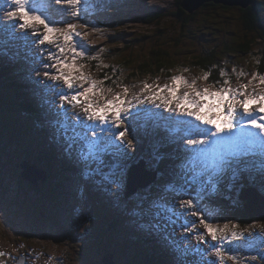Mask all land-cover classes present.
Wrapping results in <instances>:
<instances>
[{"label":"rangeland","instance_id":"obj_1","mask_svg":"<svg viewBox=\"0 0 264 264\" xmlns=\"http://www.w3.org/2000/svg\"><path fill=\"white\" fill-rule=\"evenodd\" d=\"M179 4L178 0H87L79 16L72 14L79 6L66 3L53 4L50 11L55 20L76 24L77 30L84 34L83 39L88 49L85 57L91 58L98 65L94 68L82 64L84 72L92 78L96 79L100 69L107 66L123 71L125 66L138 68L139 80L133 78V84L127 86V106V101L139 103L133 97L139 96L143 100L158 91L155 87L157 84L164 85L156 79L147 78L145 72H140V68H143L141 65L149 62L151 51L158 48L171 55H166L165 60L173 61L170 63L173 73L165 84L171 85L172 76L183 74L189 83L196 81V89L202 91L207 87L210 91L220 90L204 81L206 72L193 70L194 67H190L186 56L192 47L191 52H201L216 47L225 38L240 40L243 31L238 17L243 13L242 8L236 5L199 8L191 21H188L185 38L181 29L183 22L175 16L181 6ZM10 7L6 5L0 12H6ZM155 13H162L164 18L153 24L142 21L144 17ZM215 13L220 17H216ZM252 35L253 32H244L243 38L251 39ZM34 39L36 38L23 36L22 30L14 27L13 21L6 15L0 20V65L6 69L3 90H18L26 101L25 103L20 98L14 100L0 88V252L5 253L0 256V264H17L22 257V264H103L102 256L107 253L113 255L111 261L107 257L110 264H145L148 257L155 264H220L209 245L197 241L195 233L183 232V219L173 217L175 222L172 223L166 218L167 214L154 205L175 204L178 213H191L203 206L208 213H214L216 207L213 202L226 197L231 204L240 206L238 193L246 187L242 186L246 179L255 182L256 186H250L264 194L261 183L264 179V161L257 160L258 163L254 165L252 160L254 156L264 159L260 138L256 137L254 141L246 137L240 138L234 143L221 145V149L217 148L207 155L198 156L191 151L185 153V150L192 147L187 145V141L199 138L189 135V125L182 122L191 118L179 116L163 107L155 108L146 101L142 107L153 108L157 114L162 110V115H154L150 119L141 116L132 121L130 127L126 120L116 130L118 132L129 127V132L121 141L123 147L111 143L108 139L113 134L111 131L103 133L104 138L98 145L99 151L95 156L89 157L87 138H91V133L87 132L86 138V130L75 124L76 115H84L82 108L78 106L73 109L71 105L65 104L70 116L65 126L58 89L53 90L52 81L43 75L50 70L44 65L52 61L40 49L53 50V47L47 44L34 47ZM259 40L261 41L255 42V46H251L249 53H228L232 59L222 56L220 47L216 48V53L221 54L216 60L221 65L220 72L224 71L226 74L223 76L227 79L229 72L237 76L225 87L237 88L252 81L253 68L250 66L259 60L260 51L264 47V39ZM180 41L181 44L176 46L175 43L179 44ZM59 42L63 43L62 38ZM67 55L71 57V53ZM241 71L247 73L244 80L239 78ZM127 76L126 70L122 77ZM145 82L153 87L141 93ZM24 86L26 89L23 90L26 91L38 86L33 99L29 100L22 94L20 89ZM84 86L87 87V83ZM249 86L256 94L264 90L259 78ZM124 87L115 89L106 98L112 99L116 93L124 94ZM183 92H193L194 95V90L188 86L180 89L181 95ZM163 95L170 96V93L165 90ZM93 99L100 104L104 102V98L99 95ZM213 102L211 99L201 101L202 104ZM156 103L161 102L157 100ZM172 106L175 107V103ZM33 109L42 114L38 124L33 122L31 116H26ZM22 110L28 113H22ZM204 111L208 113V109ZM208 115L211 118L212 113ZM47 117L53 118L52 122H48ZM196 123L200 124L199 121ZM208 127L200 124L201 130ZM250 130L256 131H246ZM134 131L139 134L136 138H133ZM43 133L50 137L49 140L58 142L55 141L52 145L46 139L48 136ZM36 135L38 140L35 139ZM236 135L239 136V129L236 130ZM137 138L143 139V146L136 145L141 142ZM59 143L62 144L61 151L57 148ZM163 143H174V148L164 153L167 154L166 157L176 156V161L166 167L169 178L163 177L164 169L160 170L157 179L163 181L155 183L156 188H152L151 183L146 187H138L126 197L124 186L128 164L143 158L146 167L156 169L161 158L159 152L162 153L159 147ZM65 153H69V158L64 157ZM233 153L241 155H232ZM220 157H230L231 164L217 174L213 165ZM25 161L45 169L49 175L46 180L49 182L40 181L37 186H33L24 180L21 165ZM64 161L74 165L64 164ZM246 166L253 168L239 176L237 171ZM258 169L262 170L259 174ZM30 173L38 176L35 170H30ZM135 175L137 178L141 176V172L135 170L131 178L135 179ZM197 197L200 203L196 209L180 206L181 201ZM204 197H209V201L206 202ZM157 212H160L159 216ZM187 218L197 222L200 232L205 231L199 224V217L189 215ZM224 224L218 225L223 228ZM228 224L229 236L232 231L242 233V236L232 241L233 251L225 255V264H264V217L255 216L246 231L238 230L233 222ZM185 236L187 239H184ZM173 242L179 244L181 249L194 248L200 243L204 253H185L178 250ZM163 253L169 255V258L165 260ZM232 255L237 259H231Z\"/></svg>","mask_w":264,"mask_h":264},{"label":"snow or ice","instance_id":"obj_2","mask_svg":"<svg viewBox=\"0 0 264 264\" xmlns=\"http://www.w3.org/2000/svg\"><path fill=\"white\" fill-rule=\"evenodd\" d=\"M61 3L79 6L76 12L72 13L74 16H79L81 11L84 10L87 0H0V9H4L6 5L11 6L10 10L0 12V20L6 15L13 21L14 27L22 30L23 36L35 37L36 39L33 40L34 47L45 44L53 47V50L48 48L40 49V52L46 53L48 59L52 61L44 65L50 70L45 71L43 75L52 81L51 87L53 90L58 89L57 94L61 101V110L65 116V126L70 120L69 109L65 107V104L71 105L73 109L78 106L82 108L84 115H76L75 124L86 130V138L87 132L91 133V138H87L89 157L95 156L99 151L98 145L104 138L103 133L111 131L113 134L108 139L112 144L123 147L124 145L121 141L124 140L129 132L132 121L139 119L141 116H144L145 119H150L154 115H158L153 108L142 107L146 101L154 105L155 108L163 107L179 116L191 118L182 122L189 125V135L199 137L198 139H189L187 141V145L192 146L189 150L198 154V156L201 154L207 155L221 145L231 144L245 137L251 141L259 137L262 151H264V90L259 94H256L255 90H253L251 94H248L249 84L256 81L257 77H259V83L264 85V74L256 72L252 76V81L243 84L241 87L221 86V89L217 91H210L207 87L201 91L195 88V80L189 83L183 74L174 75L171 77V85L157 84L155 87L158 91L143 100L139 99V96L133 97L139 103L133 104L131 101H127V106H125L126 94L129 91L127 86L124 87V94L116 93L114 98L107 99L105 90L101 87L104 81H97L92 78L84 72V65L77 63L79 58L88 55V49L83 39L84 34L77 30L76 24L67 23L62 27L52 17L51 6ZM64 10L68 11L69 9ZM61 38L63 43L59 42ZM67 53H71L70 59ZM225 74L224 71L221 72L222 76ZM239 75L243 76L247 75V73L241 71ZM208 76L209 73H205L203 79L207 80ZM77 81L81 83H77ZM85 83H87V87L84 86ZM225 84H230V80H226ZM184 86L192 88L194 95L193 92H183L181 95L180 89ZM152 87L153 85L145 82V87L141 89V93ZM165 90L170 93V96L163 95ZM107 91L110 92L112 90L108 89ZM96 95L104 98L103 104L93 99ZM205 99H211L214 102L202 104L201 101ZM157 100L161 103L157 104ZM173 103H175V107L172 106ZM253 105H258L259 107L254 108ZM204 109H208V113H212L211 118ZM110 113L111 116L109 115ZM126 120L129 123V127L117 132L116 130ZM197 121L209 127L201 130L200 124L196 123ZM237 129H239V136L236 135ZM247 129H255L256 131H246ZM232 155H241V153H233ZM230 164V157H220L217 161H214V171L219 174L224 167H228ZM173 191L180 190L173 189ZM199 203L200 200L197 197L194 200L181 201L180 206L196 209ZM154 206L166 213V218L172 223L175 222L173 217L183 219V224L181 225L183 232L195 233L197 241L209 245L220 264H225V255L231 254L233 251L231 247L232 241L242 236V233L237 231H232L231 236H229L227 234L229 224L225 223L223 228H220L217 223L213 222V217L203 206L191 213L176 212L175 204L156 203ZM159 215L160 212H157V216ZM189 215L199 217V224L203 226L205 231L200 232L197 228V222L187 218ZM236 228H239L238 224ZM208 237H210V240ZM184 239H187V236ZM173 243L178 250H182L185 253L193 251L204 253L200 243L195 245L194 248L183 249H181L179 244ZM3 255L5 253L0 252V256ZM231 259L235 260L237 257L232 255ZM21 260L23 261L24 258H21Z\"/></svg>","mask_w":264,"mask_h":264},{"label":"trees","instance_id":"obj_3","mask_svg":"<svg viewBox=\"0 0 264 264\" xmlns=\"http://www.w3.org/2000/svg\"><path fill=\"white\" fill-rule=\"evenodd\" d=\"M178 3L181 4V0H178ZM179 4V5H180ZM222 4H215L214 2H206L203 5H201V8H206V7H215V6H220ZM225 8L230 7L227 5H222ZM241 7V6H239ZM196 9L197 11L199 10ZM242 9V15L238 17L239 22H241L240 27L242 29V35L240 40L237 39H231V37L223 39L220 43L217 44L216 47H211V49L204 50L201 52H191L193 47L190 48V52L187 53L186 58L188 59V62L190 63V67H194L193 70L196 71H205L206 73H209L208 79L204 80L207 83L211 84L212 86H216L218 89H221V86L225 87L228 84H225L226 80H234L237 78L235 74H232V72H229L227 69L226 72L229 74V78L227 79L226 76H221L220 72V63H218L216 60L218 57L221 55L220 53H216L218 47H220L219 52L222 53V56L229 57L232 59L233 57H230L228 53L230 54H235L240 52L241 54H246L251 51V46H255L257 43L261 40L259 39H264V0H252L247 7H241ZM193 10L192 12L185 10L182 5L179 6L178 11L175 13V16L179 19L182 20L181 24V29H182V36L186 38V35L188 33V30H186V27L189 25L188 21H191L196 15L197 11ZM216 17H220L216 13L214 14ZM164 17L162 16V13H155L153 15L146 16L142 19V21L146 24H153V22L158 21L159 19H163ZM60 23V26H65L66 23H62L59 20H56ZM248 33V32H253V37L251 39H245L243 38V34ZM210 35L212 34L209 32ZM255 33V35H254ZM183 37V38H184ZM243 38V39H242ZM186 40V39H185ZM193 42H190L192 44ZM197 43V42H196ZM181 41L179 44L177 42L175 43L176 46L180 45ZM192 45H195L192 44ZM259 46V45H258ZM219 49V48H218ZM189 50V49H188ZM187 50V51H188ZM222 50L225 52H222ZM212 51V53H211ZM215 51V53H214ZM255 53V51H254ZM260 58L258 61H254L250 67H252L251 74L253 75L256 72H259L261 74H264V47L260 51ZM171 57V55L168 54L166 50H161L160 48L158 49H153L151 51V57L149 62L146 63V65H141L140 72H145V76L149 79H156L159 83L165 84L166 82H169V76L172 75L173 73V68L171 67V64L173 61L172 60H165V56ZM71 57H69L70 59ZM78 64H84L87 66H92V67H98V65L94 64V60H91V58L88 57H81L77 61ZM144 63V62H143ZM7 67V64H6ZM126 67V66H125ZM124 71H128V76L126 78L122 77V73L124 72L121 69L114 70L113 67L107 66L103 69H100V71L97 73L96 80L104 81L103 85L101 87L104 88L105 90V96L107 97L108 94H112L115 89L121 88V86H131L133 84V80H139L140 78V73L138 68L133 69V68H125ZM190 68V69H191ZM113 69V70H112ZM249 69V68H248ZM123 71V72H121ZM4 72H6V69L0 65V88L5 89V80L6 77L4 75ZM250 73V71H249ZM130 76V77H129ZM107 77V79H105ZM138 77V79L136 78ZM246 75L239 76L240 79L244 80ZM134 78V79H133ZM136 78V79H135ZM259 78V77H257ZM133 79V80H132ZM187 87V86H185ZM21 88V87H20ZM108 89H111L112 91H107ZM23 90V89H22ZM4 91V90H3ZM6 95H8L10 98L17 100L16 95L12 92V90H5L4 91ZM251 88L249 86L248 88V94H251ZM21 104H19L20 106ZM22 106V105H21ZM23 108V106H22ZM20 108V109H22ZM22 113H28L25 110L21 111ZM26 116H31L33 122L36 124L39 121V113L36 110H33L31 114H27ZM13 119V117H9ZM7 122H9V119H7ZM45 135V134H44ZM133 136H137V134L134 132ZM36 140H38V136L36 135ZM54 144V142H53ZM174 147V143H168V144H161V158L160 162L156 164V169L159 172L160 170L164 169L163 177L164 178H169V175L166 174V167L170 163V159L166 158V154L169 151H171ZM64 164H67L66 161H64ZM71 165V164H69ZM67 168V167H65ZM68 169V168H67ZM48 173V172H47ZM242 175L247 173V170L241 171ZM172 179V178H171ZM155 182H159V180H155ZM262 184H264V179L262 180ZM243 185H252L256 186L255 182H252L248 179L244 181ZM126 187V186H124ZM152 188H155V183L151 185ZM126 188H124V193H125ZM204 199L208 202L209 197H204ZM220 202V203H219ZM215 205V212L214 213H209L213 217V222L217 224H222V223H230L233 222L235 227L238 224L240 230L247 229L250 224L252 223L253 219L255 216L249 212H247L243 206V204H240V206L233 205L228 201V198L223 197V198H218L213 202ZM147 262L145 264H155L153 259L150 257L147 258ZM152 261V262H151ZM136 264V263H135Z\"/></svg>","mask_w":264,"mask_h":264},{"label":"water","instance_id":"obj_4","mask_svg":"<svg viewBox=\"0 0 264 264\" xmlns=\"http://www.w3.org/2000/svg\"><path fill=\"white\" fill-rule=\"evenodd\" d=\"M251 1L252 0H182L181 5L185 10L192 12L194 9H198L206 2H214L215 4L227 6L236 5L244 8L247 7ZM144 164L145 161L140 160L139 163L130 167L126 183V197L133 194L138 187H145L156 178L157 171L154 170L150 172L146 170L144 168ZM21 167L23 169L22 178L29 181L33 186H37L39 181H45L47 178L46 170L39 168L34 163L25 161L22 163ZM30 170H35L38 173V176L36 177L31 175ZM135 170H139L141 172V176H138L137 178L135 176V179H133L131 177H133L132 173H134ZM240 198L246 200L244 208L247 212L253 214L254 216L264 217V196L261 195L258 190L254 188L242 189ZM22 262L23 261L20 259L17 264H22ZM103 262L104 264H110V262L107 261V258H104Z\"/></svg>","mask_w":264,"mask_h":264},{"label":"bare ground","instance_id":"obj_5","mask_svg":"<svg viewBox=\"0 0 264 264\" xmlns=\"http://www.w3.org/2000/svg\"><path fill=\"white\" fill-rule=\"evenodd\" d=\"M34 89H37V88H34ZM38 113H39V116H42V114H41L40 112H38ZM158 114H161V115H162V110H161V112H158ZM164 117H167V115L164 114ZM47 118H48V119H47ZM47 118H44V120L47 119L48 122H50V121L52 122V119H53V118H51V117H47ZM167 118H168V117H167ZM39 119H40V117H39ZM250 131H251V130H250ZM175 140H176V142H178V141H177V140H178V137H176ZM178 146H179V145H178ZM221 148H222V147H219V149H221ZM187 151H190V150H189V149H188V150H185V153H186ZM191 152H192V151H191ZM253 160H254V161H257V160L264 161V159H258L257 156H254V157H253ZM137 171H138V170H137ZM135 176H136V175H135ZM219 203H220V202H219ZM151 262H152V261H151Z\"/></svg>","mask_w":264,"mask_h":264},{"label":"flooded vegetation","instance_id":"obj_6","mask_svg":"<svg viewBox=\"0 0 264 264\" xmlns=\"http://www.w3.org/2000/svg\"><path fill=\"white\" fill-rule=\"evenodd\" d=\"M242 204V203H241Z\"/></svg>","mask_w":264,"mask_h":264}]
</instances>
